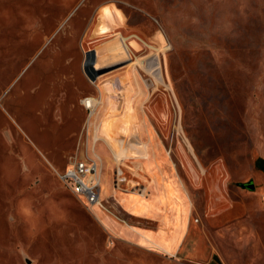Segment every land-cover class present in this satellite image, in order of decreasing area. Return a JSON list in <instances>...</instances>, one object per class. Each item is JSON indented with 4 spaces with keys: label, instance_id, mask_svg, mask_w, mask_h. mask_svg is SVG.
<instances>
[{
    "label": "rangeland",
    "instance_id": "374dc122",
    "mask_svg": "<svg viewBox=\"0 0 264 264\" xmlns=\"http://www.w3.org/2000/svg\"><path fill=\"white\" fill-rule=\"evenodd\" d=\"M153 143L212 234L264 207V0H0V264H214L120 237L102 210L139 218L111 195L89 206L57 175L94 146L109 166L102 191L121 165L136 210L146 186L129 164L147 166ZM171 178H152L155 195L184 209ZM249 180L252 190L238 184Z\"/></svg>",
    "mask_w": 264,
    "mask_h": 264
},
{
    "label": "crops",
    "instance_id": "0c3cea01",
    "mask_svg": "<svg viewBox=\"0 0 264 264\" xmlns=\"http://www.w3.org/2000/svg\"><path fill=\"white\" fill-rule=\"evenodd\" d=\"M151 146L152 159L147 166L144 164V160L130 161L129 165L133 167L134 172L128 166L130 177L136 179L140 184L136 186L138 188L146 186L145 199H141L138 209L135 210L131 204L125 203V197L128 196L119 190H122L124 185L128 186V178L121 165L117 164L113 169L111 183L110 179H107L108 189L102 191V187H100V197L111 195L124 212L139 218L137 225H130L111 216L110 211L102 210L105 214V220L102 221H105L103 223L107 228L120 237L132 240L156 254L163 252L169 255H178L195 262H205L214 258V264H264V207L255 208L253 206L255 213L249 214L247 218H234L228 226H222L215 234H212L205 223L194 220L189 191L180 185L174 177L168 157L162 154L156 144L153 143ZM94 150L96 151L95 147ZM96 153L101 159V164L103 165V159L106 164L105 155L102 156L98 151ZM106 166L109 167L107 164ZM118 170H121L125 176V182L114 193L109 187H114L113 183ZM169 177H172L174 186L180 189V196L183 193L186 195L182 201L184 209L168 208L155 195V193L160 195V192H155L156 183L152 178L169 183L166 179ZM196 179L201 181L199 175L196 176ZM245 197L244 192H237V196L231 199L238 203V211L242 214L252 209L250 204L243 200ZM162 198L167 200L168 197L165 195ZM215 200L220 201L221 196L214 197L209 201V213L215 206Z\"/></svg>",
    "mask_w": 264,
    "mask_h": 264
},
{
    "label": "built area",
    "instance_id": "2783aa9c",
    "mask_svg": "<svg viewBox=\"0 0 264 264\" xmlns=\"http://www.w3.org/2000/svg\"><path fill=\"white\" fill-rule=\"evenodd\" d=\"M100 163L101 159L94 146L86 144L83 149L77 150L68 157L65 170L57 175L73 194L82 197L89 206H93L101 199ZM124 182L125 176L121 170H118L113 183L114 188H120ZM139 190L141 191V188Z\"/></svg>",
    "mask_w": 264,
    "mask_h": 264
},
{
    "label": "bare ground",
    "instance_id": "6f19581e",
    "mask_svg": "<svg viewBox=\"0 0 264 264\" xmlns=\"http://www.w3.org/2000/svg\"><path fill=\"white\" fill-rule=\"evenodd\" d=\"M111 36V34L108 32V31H106V30H101V32L99 33V35L96 37V39L98 40V42L100 43V44H98L97 46H96V48H95V50L97 51V52H99L100 54H102L103 55V53H102V51H103V48L101 47L102 45H101V42H104V40L105 39H107L108 37H110ZM113 36V35H112ZM115 47V46H114ZM116 48V47H115ZM108 51H113V49H109ZM135 54V53H134ZM134 64V63H133ZM132 68H136L134 65H133V67ZM157 64L156 63H154V62H152L151 64H150V71L152 72V74H154L155 75V73H156V71H157ZM122 77V76H121ZM120 79V78H119ZM116 83V82H115ZM105 85H106V88L108 89V90H110L111 92L113 91V90H115V94H117V93H119V91L117 90V89H115V86H114V84H113V81H110L109 80V82H107V83H105ZM125 87V88H130V84H129V82H128V80H126L125 82H123V84L121 85V87ZM109 91V92H110ZM88 99H86V98H84L82 101H83V103H84V106L85 107H87V108H90V112H93L94 110H95V106H96V104L94 105V101L91 99V97H87ZM93 108V109H92ZM108 161V160H107ZM101 204V202H100V200H99V202H98V204H94V205H100Z\"/></svg>",
    "mask_w": 264,
    "mask_h": 264
},
{
    "label": "water",
    "instance_id": "95a60500",
    "mask_svg": "<svg viewBox=\"0 0 264 264\" xmlns=\"http://www.w3.org/2000/svg\"><path fill=\"white\" fill-rule=\"evenodd\" d=\"M238 184L240 186L247 188V189H250V190H252L254 188V183L251 180L246 181V182H239Z\"/></svg>",
    "mask_w": 264,
    "mask_h": 264
}]
</instances>
